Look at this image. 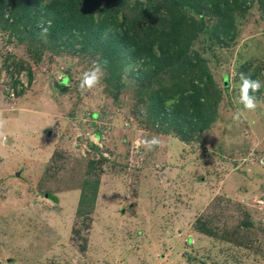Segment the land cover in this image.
Wrapping results in <instances>:
<instances>
[{
    "label": "rangeland",
    "instance_id": "rangeland-1",
    "mask_svg": "<svg viewBox=\"0 0 264 264\" xmlns=\"http://www.w3.org/2000/svg\"><path fill=\"white\" fill-rule=\"evenodd\" d=\"M204 1L182 7L188 40L153 70L0 27V264H264V0ZM193 53L218 96L180 140L152 105L193 76Z\"/></svg>",
    "mask_w": 264,
    "mask_h": 264
},
{
    "label": "trees",
    "instance_id": "trees-1",
    "mask_svg": "<svg viewBox=\"0 0 264 264\" xmlns=\"http://www.w3.org/2000/svg\"><path fill=\"white\" fill-rule=\"evenodd\" d=\"M143 1L128 5L126 0H0V27L7 25L12 32L28 33L29 36L52 30L56 44L65 42L63 35L71 37L73 34L83 39L79 43L83 48L96 42L95 45L111 62H125L129 57L132 62L153 70L158 63L178 55L180 47L187 42L189 36L184 38V27L192 21L180 12L184 5L192 7V3L190 0L186 3L185 0H158L156 4L154 0ZM219 1L226 3V0ZM197 2L200 6L209 3ZM219 9L223 7L219 6ZM158 11L161 21L166 22L161 26L170 29L165 42L162 41L163 28L151 22V14ZM94 14L98 15L97 20ZM221 24L213 28V32L225 36L229 26ZM192 57L195 60L190 66L193 76L187 78L186 84L176 92L179 94L166 97L162 91H157L154 93L156 102L152 105L158 118L167 122L180 140L186 133L201 131L209 125L218 96L210 75L203 68L202 59L194 53ZM177 98V103L165 106L166 100Z\"/></svg>",
    "mask_w": 264,
    "mask_h": 264
},
{
    "label": "clouds",
    "instance_id": "clouds-1",
    "mask_svg": "<svg viewBox=\"0 0 264 264\" xmlns=\"http://www.w3.org/2000/svg\"><path fill=\"white\" fill-rule=\"evenodd\" d=\"M97 71H98V68H93L91 70L90 73L86 74L85 75V82L89 85V88H93V87H97L98 85H100L101 83V76H98L97 75ZM243 78V77H242ZM251 88L252 91L255 93V92H258L260 90V81L258 79H251V78H245L244 79V97H245V108L248 109V110H255L258 106L257 103H254L253 102V98H249L247 96V90ZM177 99H168L165 101V106L166 107H170L171 105L177 103ZM238 119V117H236ZM145 143H147L148 141H144ZM153 145L157 146L160 141L157 137H152V141ZM140 144V140H137L136 141V145L137 147L139 146Z\"/></svg>",
    "mask_w": 264,
    "mask_h": 264
}]
</instances>
